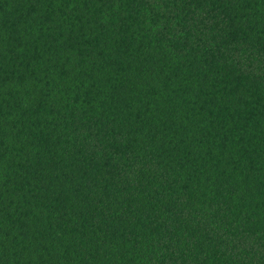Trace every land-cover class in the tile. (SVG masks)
Here are the masks:
<instances>
[{"label": "trees", "instance_id": "obj_1", "mask_svg": "<svg viewBox=\"0 0 264 264\" xmlns=\"http://www.w3.org/2000/svg\"><path fill=\"white\" fill-rule=\"evenodd\" d=\"M0 264H264V0H0Z\"/></svg>", "mask_w": 264, "mask_h": 264}]
</instances>
